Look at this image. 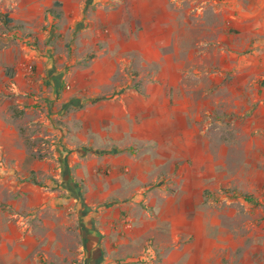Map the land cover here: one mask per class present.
<instances>
[{"label":"rangeland","instance_id":"1","mask_svg":"<svg viewBox=\"0 0 264 264\" xmlns=\"http://www.w3.org/2000/svg\"><path fill=\"white\" fill-rule=\"evenodd\" d=\"M108 1L114 18L107 17L102 5L88 13L92 0H0V137H9L1 147L12 150L13 160L20 151L40 162L29 170L0 152V264H142V254L131 262L116 260L118 245L111 250L101 236L88 238L92 230L98 232L93 200L84 196L83 183L75 181L77 166L56 160L59 122L45 117L94 108L95 100L71 96L67 75L77 72L78 83L89 86L93 73L85 72L88 61L104 46L132 49L129 55L120 54V62L124 57L130 63L114 69L116 80H124V74L131 80L118 85L126 90L122 99L132 112L154 118L158 134L153 142L148 135V152L152 144H162L173 153L162 160L152 187L161 191L154 198L162 207L164 228L179 235L178 253L184 254L194 240L190 224L207 223L212 226L204 231L217 244L213 251L225 243L234 259L236 245L242 243L241 259L227 264H264V199L251 192L264 184V139L252 130V109L246 111L234 100L235 70L220 68L232 61L220 52L226 33L223 13L228 11L219 10L218 0ZM76 2L77 20L70 21L66 10ZM4 15L11 21L7 25ZM38 68L45 76L48 70L62 75L60 92L71 93L51 109L17 102L23 94L16 82L32 79ZM221 77L226 88H221ZM219 232L225 233L220 241ZM204 240L207 244L210 238ZM253 250L257 258L251 256Z\"/></svg>","mask_w":264,"mask_h":264},{"label":"crops","instance_id":"2","mask_svg":"<svg viewBox=\"0 0 264 264\" xmlns=\"http://www.w3.org/2000/svg\"><path fill=\"white\" fill-rule=\"evenodd\" d=\"M217 3L220 11H228L227 14L223 13L226 33L225 44L220 46V52L232 57V61L226 60L220 68L235 70L232 83L234 100L240 105L244 104L246 111L252 109V130L256 137L264 139V0H218ZM99 5L107 7L108 18H114L113 2L108 0H92L88 13L93 6ZM77 6L76 2L66 10V14H70L68 20H77ZM131 50L129 47L104 46L88 61L85 72L93 73V78L92 81L89 79V86L86 88L78 83L77 72L68 73V83L73 91L71 96L81 94L84 100H95L93 106L96 109L87 110L86 113H62V110L59 113H45L46 119H56L59 122L58 130H55L59 140L56 160L64 166H77L75 181L83 183V190L86 192L84 196L93 200L91 215L96 221L98 232L92 230L88 238L92 241L101 236L108 249H111L112 244L118 245L117 249H113V257L116 260L124 258V262H131L134 260L131 257L137 254H142L139 257L142 264H190L191 261L198 264H227L240 260L241 241L236 245L234 259L227 252L225 243H219L218 249L212 250L217 244L211 243L214 240L212 233L204 231L212 225L190 224L188 232L194 236V240L186 244L184 254L178 253V233L175 235L173 228H164L162 207L156 204L154 198L161 191L156 186L152 187V184L160 177L162 160L171 159L173 153L162 144H152L154 147L148 152V135L153 142L158 134L157 125H153L154 118L151 116L149 119V113H141V110L132 112L122 99L126 90L119 89L118 85H129L131 80L126 74L124 80H116L114 69L115 64L123 68L122 65L130 63L124 57L120 62V54L129 55ZM70 63L75 64V60L71 58ZM222 78L219 80L221 88H226L227 83L223 84ZM64 80L62 75H56L51 70L45 76L38 68L32 79L20 78L16 82L17 92L23 94L17 97V102L21 107H34L38 103L44 110L51 109L71 94H61ZM28 93H32L30 97ZM74 102L69 105L76 106ZM80 104L81 102L78 105ZM67 105L64 104L63 108ZM236 107L235 110L238 111L241 106ZM158 114L161 116V113ZM8 140V136L0 137V152L7 153L11 162L32 167L29 170L40 164L36 161L37 158L23 155L20 151L13 160L12 150L1 147H5ZM75 181L70 185L75 186ZM251 192H256L254 195L264 199V184ZM77 193L80 194L79 191ZM105 200H108L107 203L101 205ZM143 203L146 204L145 207L141 206ZM262 204L264 206V202ZM256 212H259L258 208ZM2 218L0 215L1 241L4 236ZM127 221L129 223H125ZM250 226L257 230L256 222L250 223ZM224 235L225 233L219 232L218 240ZM204 238H210L207 244ZM148 243L150 246L145 251ZM251 254L257 258L256 250L251 251ZM13 257L11 255L10 258ZM9 262L6 260L4 264Z\"/></svg>","mask_w":264,"mask_h":264},{"label":"trees","instance_id":"3","mask_svg":"<svg viewBox=\"0 0 264 264\" xmlns=\"http://www.w3.org/2000/svg\"><path fill=\"white\" fill-rule=\"evenodd\" d=\"M3 18H4V19H3L2 22H3L5 25H7V24H9V23L11 22L10 19H8V18L6 17V15H4Z\"/></svg>","mask_w":264,"mask_h":264},{"label":"built area","instance_id":"4","mask_svg":"<svg viewBox=\"0 0 264 264\" xmlns=\"http://www.w3.org/2000/svg\"><path fill=\"white\" fill-rule=\"evenodd\" d=\"M28 70H30V67H29V69Z\"/></svg>","mask_w":264,"mask_h":264}]
</instances>
